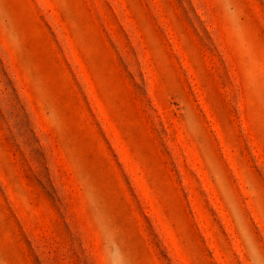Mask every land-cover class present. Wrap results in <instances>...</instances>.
I'll use <instances>...</instances> for the list:
<instances>
[{"label": "rangeland", "instance_id": "rangeland-1", "mask_svg": "<svg viewBox=\"0 0 264 264\" xmlns=\"http://www.w3.org/2000/svg\"><path fill=\"white\" fill-rule=\"evenodd\" d=\"M264 264V0H0V264Z\"/></svg>", "mask_w": 264, "mask_h": 264}, {"label": "clouds", "instance_id": "clouds-1", "mask_svg": "<svg viewBox=\"0 0 264 264\" xmlns=\"http://www.w3.org/2000/svg\"><path fill=\"white\" fill-rule=\"evenodd\" d=\"M111 264H120V255L117 249L112 248L109 253Z\"/></svg>", "mask_w": 264, "mask_h": 264}]
</instances>
